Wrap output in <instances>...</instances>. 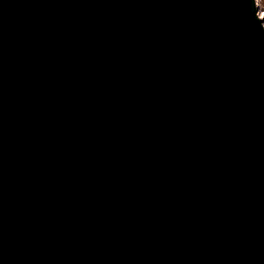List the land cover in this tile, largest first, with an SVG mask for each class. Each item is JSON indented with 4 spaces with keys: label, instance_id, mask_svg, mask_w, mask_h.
<instances>
[{
    "label": "water",
    "instance_id": "obj_1",
    "mask_svg": "<svg viewBox=\"0 0 264 264\" xmlns=\"http://www.w3.org/2000/svg\"><path fill=\"white\" fill-rule=\"evenodd\" d=\"M0 264H264L255 0H0Z\"/></svg>",
    "mask_w": 264,
    "mask_h": 264
},
{
    "label": "bare ground",
    "instance_id": "obj_2",
    "mask_svg": "<svg viewBox=\"0 0 264 264\" xmlns=\"http://www.w3.org/2000/svg\"><path fill=\"white\" fill-rule=\"evenodd\" d=\"M255 2H256L257 13L259 15V18L261 19L262 25L264 26V8L262 6H259L257 0H255Z\"/></svg>",
    "mask_w": 264,
    "mask_h": 264
},
{
    "label": "rangeland",
    "instance_id": "obj_3",
    "mask_svg": "<svg viewBox=\"0 0 264 264\" xmlns=\"http://www.w3.org/2000/svg\"><path fill=\"white\" fill-rule=\"evenodd\" d=\"M259 3V6H262L264 8V0H257Z\"/></svg>",
    "mask_w": 264,
    "mask_h": 264
}]
</instances>
